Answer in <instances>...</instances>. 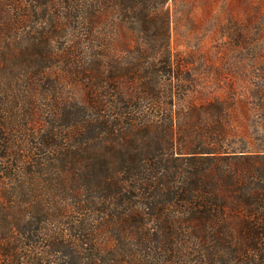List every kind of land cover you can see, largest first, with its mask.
I'll return each instance as SVG.
<instances>
[{
    "label": "trees",
    "instance_id": "16d2710c",
    "mask_svg": "<svg viewBox=\"0 0 264 264\" xmlns=\"http://www.w3.org/2000/svg\"><path fill=\"white\" fill-rule=\"evenodd\" d=\"M169 1L0 0V264H264V149L186 102Z\"/></svg>",
    "mask_w": 264,
    "mask_h": 264
},
{
    "label": "rangeland",
    "instance_id": "374dc122",
    "mask_svg": "<svg viewBox=\"0 0 264 264\" xmlns=\"http://www.w3.org/2000/svg\"><path fill=\"white\" fill-rule=\"evenodd\" d=\"M169 5L171 50L182 63L186 102L234 97L240 135L253 149H264V0ZM239 137L232 146L242 145Z\"/></svg>",
    "mask_w": 264,
    "mask_h": 264
}]
</instances>
